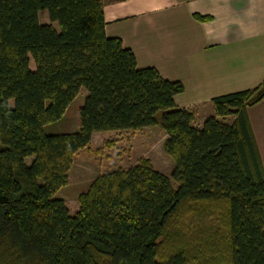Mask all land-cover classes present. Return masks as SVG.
<instances>
[{
	"label": "trees",
	"instance_id": "trees-1",
	"mask_svg": "<svg viewBox=\"0 0 264 264\" xmlns=\"http://www.w3.org/2000/svg\"><path fill=\"white\" fill-rule=\"evenodd\" d=\"M105 27L102 0H0V264H264V169L247 117L264 83L213 98L197 127L175 102L183 83L139 68ZM82 89L79 130L46 134ZM154 126L171 177L148 159L102 173L72 216L56 195L94 135Z\"/></svg>",
	"mask_w": 264,
	"mask_h": 264
},
{
	"label": "crops",
	"instance_id": "crops-1",
	"mask_svg": "<svg viewBox=\"0 0 264 264\" xmlns=\"http://www.w3.org/2000/svg\"><path fill=\"white\" fill-rule=\"evenodd\" d=\"M102 3L106 35L121 39L139 68L183 83L175 102L194 114L195 126L216 115L213 98L263 85L264 0ZM247 117L264 169V99L247 109Z\"/></svg>",
	"mask_w": 264,
	"mask_h": 264
},
{
	"label": "rangeland",
	"instance_id": "rangeland-1",
	"mask_svg": "<svg viewBox=\"0 0 264 264\" xmlns=\"http://www.w3.org/2000/svg\"><path fill=\"white\" fill-rule=\"evenodd\" d=\"M39 17L42 24L50 23L46 11H41ZM53 25L59 30L57 23ZM34 68L31 59V69L34 70ZM86 94V91L82 89L68 107L63 118L45 126V133L77 132L80 127L79 111L84 104ZM165 141L166 134L160 126L136 131H110L94 135L91 144L75 156L73 167L69 172V183L56 196L65 201L73 216L79 208V195L87 191L89 184L97 176L120 168L128 169L137 164L140 159H148L157 171L171 177L174 162L164 151ZM4 148L5 145L0 143V150ZM174 186L176 185L174 184Z\"/></svg>",
	"mask_w": 264,
	"mask_h": 264
},
{
	"label": "water",
	"instance_id": "water-1",
	"mask_svg": "<svg viewBox=\"0 0 264 264\" xmlns=\"http://www.w3.org/2000/svg\"><path fill=\"white\" fill-rule=\"evenodd\" d=\"M263 95H264V87L258 92V94L256 95L255 99L261 98Z\"/></svg>",
	"mask_w": 264,
	"mask_h": 264
}]
</instances>
